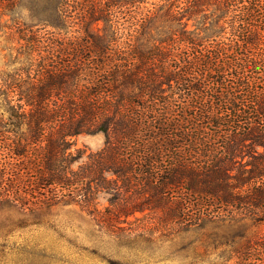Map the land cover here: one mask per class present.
<instances>
[{
  "label": "trees",
  "instance_id": "obj_1",
  "mask_svg": "<svg viewBox=\"0 0 264 264\" xmlns=\"http://www.w3.org/2000/svg\"><path fill=\"white\" fill-rule=\"evenodd\" d=\"M32 3L57 15L10 24L0 204H74L117 239L250 222L220 263L264 264V0Z\"/></svg>",
  "mask_w": 264,
  "mask_h": 264
},
{
  "label": "rangeland",
  "instance_id": "obj_2",
  "mask_svg": "<svg viewBox=\"0 0 264 264\" xmlns=\"http://www.w3.org/2000/svg\"><path fill=\"white\" fill-rule=\"evenodd\" d=\"M32 1L17 0L0 9V79L20 66L18 32L10 24L16 21L34 30L43 18H55L56 12H40ZM103 141L100 132L80 134L72 138L71 150L82 152L80 160H84ZM133 219L127 226L138 224ZM255 229L250 222H215L156 234L154 240L117 239L74 204L30 210L4 202L0 204V264H221L226 241L238 231Z\"/></svg>",
  "mask_w": 264,
  "mask_h": 264
}]
</instances>
